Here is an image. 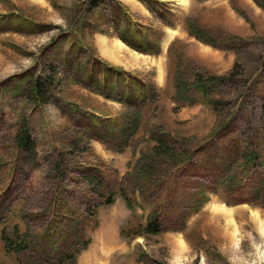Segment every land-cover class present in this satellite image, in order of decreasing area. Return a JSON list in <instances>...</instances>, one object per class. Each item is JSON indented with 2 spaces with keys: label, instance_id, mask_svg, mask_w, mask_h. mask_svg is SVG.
Here are the masks:
<instances>
[{
  "label": "rangeland",
  "instance_id": "1",
  "mask_svg": "<svg viewBox=\"0 0 264 264\" xmlns=\"http://www.w3.org/2000/svg\"><path fill=\"white\" fill-rule=\"evenodd\" d=\"M91 1L0 0V264H264V0Z\"/></svg>",
  "mask_w": 264,
  "mask_h": 264
},
{
  "label": "trees",
  "instance_id": "2",
  "mask_svg": "<svg viewBox=\"0 0 264 264\" xmlns=\"http://www.w3.org/2000/svg\"><path fill=\"white\" fill-rule=\"evenodd\" d=\"M98 0H92L91 1V6L92 7H96L98 2ZM198 33V31L196 32ZM195 32H193V36L196 37L197 39H199L200 41H203L205 42L206 44L208 45H211V46H215V42L213 40H205L202 36H200L199 34H196ZM198 75V74H197ZM232 81V77L231 76H216V75H210V74H201L199 75V79L195 80L194 81V86L193 87H189V88H186L187 90H191L194 88V90H196V92L198 91L199 93L203 94V95H206V96H209L211 94V91H212V88L219 84V83H223V82H230ZM183 88V87H182ZM180 88L182 91L183 89ZM264 110V108H263ZM134 129H137V125H134ZM27 139H29V137L26 135V137L23 139L22 138V150H25L27 149V151H31L33 150V147H32V144L29 146H25L27 144ZM32 143V142H31ZM127 144V138H126V141H124V145ZM158 151H161L163 150L165 153H174L175 152V149L170 147L169 145H167L166 143L164 142H160V144L158 145V148H157ZM254 157H256V155H252L250 154L249 155V160H252ZM98 190V189H96ZM153 227V222H152V218L149 219V223H148V228L147 230L149 231H153L152 229Z\"/></svg>",
  "mask_w": 264,
  "mask_h": 264
},
{
  "label": "crops",
  "instance_id": "3",
  "mask_svg": "<svg viewBox=\"0 0 264 264\" xmlns=\"http://www.w3.org/2000/svg\"><path fill=\"white\" fill-rule=\"evenodd\" d=\"M121 3H123L124 5L126 6H129V7H137V6H140L141 4L137 1V0H119ZM189 2V0H188ZM40 3V2H38ZM169 29H172V28H169ZM171 33H173L171 31ZM171 33L169 34V39H171L173 37V35H171ZM168 38V37H167ZM166 46L168 45V41L165 43Z\"/></svg>",
  "mask_w": 264,
  "mask_h": 264
},
{
  "label": "bare ground",
  "instance_id": "4",
  "mask_svg": "<svg viewBox=\"0 0 264 264\" xmlns=\"http://www.w3.org/2000/svg\"><path fill=\"white\" fill-rule=\"evenodd\" d=\"M183 2L186 3V5L188 4V0H184ZM214 212L217 213V214H219V215L222 214V215H226V216L229 214V213H226V212H224V211H222L223 213H222V212L219 213V210H218L217 212H216V211H214ZM226 216H224V218H225ZM228 216H229V215H228ZM104 255H105V254H104ZM95 258H96V259H95V260H96V263H95V264H100L101 259L98 258L97 256H95Z\"/></svg>",
  "mask_w": 264,
  "mask_h": 264
}]
</instances>
